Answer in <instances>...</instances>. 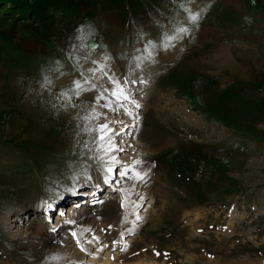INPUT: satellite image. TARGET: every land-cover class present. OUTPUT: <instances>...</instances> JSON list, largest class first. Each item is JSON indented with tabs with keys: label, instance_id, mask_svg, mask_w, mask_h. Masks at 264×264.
Segmentation results:
<instances>
[{
	"label": "rangeland",
	"instance_id": "rangeland-1",
	"mask_svg": "<svg viewBox=\"0 0 264 264\" xmlns=\"http://www.w3.org/2000/svg\"><path fill=\"white\" fill-rule=\"evenodd\" d=\"M123 1L0 0V264H264V0Z\"/></svg>",
	"mask_w": 264,
	"mask_h": 264
},
{
	"label": "bare ground",
	"instance_id": "bare-ground-1",
	"mask_svg": "<svg viewBox=\"0 0 264 264\" xmlns=\"http://www.w3.org/2000/svg\"><path fill=\"white\" fill-rule=\"evenodd\" d=\"M127 102H123V107L127 109L126 112H128V110H131V107L134 108V113H136V110H137V106H138V102L136 103L135 100H132L131 98H127ZM134 105V106H133ZM123 108V109H124ZM132 111V110H131ZM133 112V111H132ZM124 115V114H123ZM118 119V118H117ZM120 119V118H119ZM119 123L123 124V126L120 128L119 132L121 133V135H124L126 136L127 133H129L131 131V128H132V124L128 123L127 121H124V119H120L118 121ZM123 136V137H124ZM105 245H101L99 249H102ZM97 255V254H95ZM94 255V256H95ZM100 255V254H98ZM109 255L110 253H106L105 256L102 257V259H98L97 257L95 258H91L90 259V263L91 264H115L114 262L111 261V259L109 258ZM89 263V264H90Z\"/></svg>",
	"mask_w": 264,
	"mask_h": 264
},
{
	"label": "snow or ice",
	"instance_id": "snow-or-ice-1",
	"mask_svg": "<svg viewBox=\"0 0 264 264\" xmlns=\"http://www.w3.org/2000/svg\"><path fill=\"white\" fill-rule=\"evenodd\" d=\"M76 87L79 88L80 84L77 83ZM126 98L127 97H125V99ZM100 131L102 133L100 139L101 141H104V143L101 144L100 147L103 149L104 153L107 154L109 152L117 151L118 149L116 148V146L112 144L111 130L108 128V125L107 124L103 125ZM100 159H103V157H101ZM112 159L114 160L115 158L113 157ZM106 171L112 172L113 169L111 167H108ZM127 173H128V169H123L120 173H118V175L126 176ZM106 182H107V177H106ZM48 207H51V205H48Z\"/></svg>",
	"mask_w": 264,
	"mask_h": 264
},
{
	"label": "trees",
	"instance_id": "trees-1",
	"mask_svg": "<svg viewBox=\"0 0 264 264\" xmlns=\"http://www.w3.org/2000/svg\"><path fill=\"white\" fill-rule=\"evenodd\" d=\"M125 2H127V0L126 1H123V3H125ZM126 6H127V3L124 4V7H126Z\"/></svg>",
	"mask_w": 264,
	"mask_h": 264
}]
</instances>
